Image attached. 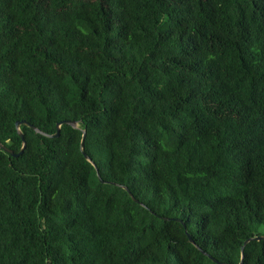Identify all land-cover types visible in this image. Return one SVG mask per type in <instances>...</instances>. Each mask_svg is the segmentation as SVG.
Returning <instances> with one entry per match:
<instances>
[{"label": "trees", "instance_id": "trees-1", "mask_svg": "<svg viewBox=\"0 0 264 264\" xmlns=\"http://www.w3.org/2000/svg\"><path fill=\"white\" fill-rule=\"evenodd\" d=\"M63 121L0 149V264H240L264 235V0H0V142Z\"/></svg>", "mask_w": 264, "mask_h": 264}, {"label": "water", "instance_id": "water-1", "mask_svg": "<svg viewBox=\"0 0 264 264\" xmlns=\"http://www.w3.org/2000/svg\"><path fill=\"white\" fill-rule=\"evenodd\" d=\"M23 124H25V125L29 126L30 128H32L36 133H38V134H40V135H43V136H45V137H49V138L59 136V132H60V130H61V126L64 125V124H68V125L72 126L73 128L78 129V124H77V122H74V121H63V122H61V123L58 124L57 133H56L55 135H49V134L44 133L43 131H41V130H40L39 128H37L36 126H33V125L29 124L28 122H17V123H16V128H17L18 133H19V135H20V137L22 138V141H23V147H22L20 153H19V154H15L12 150H10L9 148H7L6 146H4V145L0 142V149H2V150H4L5 152L9 153V154L12 155L13 157H18V156H20V155L24 152V150H25V148H26L25 137H24V134H23L22 131H21V125H23ZM85 138H86V131L84 130V131H83V136H82V141H81V152L83 153L84 157H85L89 162H91V163L95 166V164L93 163V161L91 160V158L85 153V149H84ZM95 167H96V166H95ZM97 174H98V177H99L100 181H101V182H104V181L102 180L101 175H100V173H99L98 170H97ZM121 187L129 193V195L133 198L134 201L138 202V201L135 199V197L131 194V192L129 191V189H128L126 186H122V185H121ZM176 220L179 221V222H181V220H179V219H176ZM188 236H189V240H190V242H191L192 244H194V240L192 239V237H191L190 235H188ZM254 240H257V241L264 240V235L254 236V237H251V238H249V239H247V240L245 241V243H244V245H243V247H242V249H241V251H242V258H241V263H240V264H243V259H244V249H245V247H246L250 242H252V241H254ZM200 250H201V249H200ZM201 251H202L205 255H207V256H208V257H209L214 263H216V264H226V263L220 262V261H218L217 259L213 258L212 256H210L209 254H207V253L204 252L203 250H201Z\"/></svg>", "mask_w": 264, "mask_h": 264}, {"label": "rangeland", "instance_id": "rangeland-1", "mask_svg": "<svg viewBox=\"0 0 264 264\" xmlns=\"http://www.w3.org/2000/svg\"><path fill=\"white\" fill-rule=\"evenodd\" d=\"M260 232V229H257V233H259Z\"/></svg>", "mask_w": 264, "mask_h": 264}]
</instances>
